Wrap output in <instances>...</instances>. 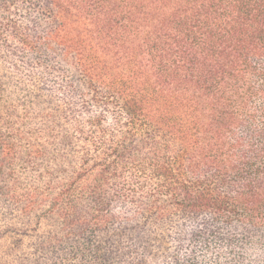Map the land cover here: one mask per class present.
<instances>
[{"label":"trees","instance_id":"obj_1","mask_svg":"<svg viewBox=\"0 0 264 264\" xmlns=\"http://www.w3.org/2000/svg\"><path fill=\"white\" fill-rule=\"evenodd\" d=\"M0 264H264V0H0Z\"/></svg>","mask_w":264,"mask_h":264}]
</instances>
